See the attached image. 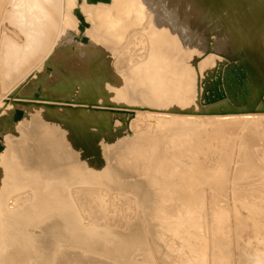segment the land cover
<instances>
[{"label":"rangeland","instance_id":"obj_1","mask_svg":"<svg viewBox=\"0 0 264 264\" xmlns=\"http://www.w3.org/2000/svg\"><path fill=\"white\" fill-rule=\"evenodd\" d=\"M49 1L46 48L16 57L29 56L33 72L0 76V109L9 118L21 111L28 133L7 135L22 156L2 182L14 213L0 225L7 263L264 264V0H212L198 11L181 0ZM75 9L88 23L87 44L74 38ZM5 12L0 29L25 49V32L37 39L38 28L23 18L20 30ZM97 35L105 53L87 56ZM246 39L255 41L247 60L238 50ZM32 82L38 99L15 97ZM49 124L53 135L42 133ZM39 134L63 149L58 161L47 147V177L37 173ZM37 208L46 209L43 221Z\"/></svg>","mask_w":264,"mask_h":264},{"label":"bare ground","instance_id":"obj_2","mask_svg":"<svg viewBox=\"0 0 264 264\" xmlns=\"http://www.w3.org/2000/svg\"><path fill=\"white\" fill-rule=\"evenodd\" d=\"M88 2H97V1H100V0H95V1H91V0H87ZM101 1H104V2H107V1H109V0H101ZM229 0H223V1H220L219 2V4H217V6L216 7H222V6H224L227 2H228ZM230 1H232V0H230ZM235 2H236V0H234ZM212 2V0H181L180 1V4L183 6V7H185L188 11H198V10H202V9H205V8H208V7H212L213 5V3H211ZM239 2H244V0H242V1H239ZM10 3V6L11 7H9V9L10 10H6V12H5V9H7V4H9ZM236 4H237V2H236ZM253 9V12L254 13H258V12H260L261 11V8H256V7H252ZM264 9V8H263ZM51 11H55V4H53V3H51L49 0H0V15L1 14H3L4 12L7 14V12H10V14H12L11 16H10V18H11V21H12V23L14 24V25H17V27H19V29L21 30L22 28L24 29V27H23V24H25V23H29L30 22V25H31V27H34V28H38V36H37V39H36V36H35V38H34V36H33V32H29V31H27V32H25V36H26V39H29V41L27 40V43H26V46H25V49L24 48H22L21 46H19L18 45V42L19 41H17L14 37H12V36H7V34H6V32H4L3 30H1L0 29V33L3 31V33L0 35V76L1 75H3V78L2 79H4V80H6V79H8L9 77L8 76H10L11 78H12V80H15L16 81V73L18 72V71H24V72H29V71H31V72H33V67H32V61L30 62L29 60H27V58H29V56H27L26 55V57L27 58H22L23 60L21 61V60H17V56H19L20 54H22V49L23 50H29V51H26V53L25 54H28V55H31L30 56V58L32 57V53H30L31 51L30 50H32V48H34L33 49V51H35V52H39V53H42V51H44V49L46 48V40L47 39H49L50 38V36H51V32H50V26L52 25H50L49 26V23L50 22H53V21H51L50 19H51V17H50V12ZM4 16V15H3ZM74 16H75V18L79 21L78 22V25H77V30H78V34L76 35V37H74V38H76V40L77 41H79L80 43H82V44H87L88 43V38H87V36L86 35H83V32H84V28L85 27H87L88 26V23L84 20V18H83V15L77 10V9H75L74 10ZM23 18L24 19H26V20H28L29 22H25V20L24 21H22L23 20ZM173 18H175V17H173ZM20 19H22L21 21H20ZM155 19H157V16H155ZM155 21H157V20H155ZM23 22H25V23H23ZM27 26V25H26ZM48 26H49V28H48ZM31 27L29 28V30L31 29ZM39 27H40V29H39ZM26 31V30H25ZM37 32V31H36ZM37 35V34H36ZM100 36L99 35H97V36H93L92 37V42H90V46L89 47H87L86 49H85V53L87 54V56H89V55H92V54H94L95 53V51L97 52V51H100V49L102 48V51H103V46L100 44ZM250 40V41H249ZM248 41V42H247ZM244 43H245V45H243V46H241V47H239L240 49H238V50H243L244 51V54H243V57L247 60V59H250L251 57L253 58V56H254V54H255V49L252 47V45L254 44L255 45V41H253L252 39H246L245 41H244ZM24 44V43H23ZM247 44V45H246ZM21 45V44H20ZM34 45H35V47H34ZM23 46V45H22ZM104 47H106V46H104ZM254 47H256V46H254ZM36 49V50H35ZM64 50V49H63ZM106 50V49H105ZM104 50V51H105ZM100 52V53H105L104 51L103 52ZM34 52V53H35ZM63 52V51H62ZM58 53H59V50H58ZM57 52L55 53V54H58ZM96 54V53H95ZM94 54V55H95ZM35 55V54H34ZM56 56V55H55ZM59 56V55H58ZM102 55L100 54V56H98L97 57V60H98V58L99 57H101ZM17 57V58H16ZM20 57V56H19ZM22 57V56H21ZM92 57V56H91ZM94 58V60H95V56H93ZM105 57V56H104ZM103 58V57H102ZM33 59V58H32ZM58 59V58H57ZM63 59V58H62ZM92 59V58H91ZM105 59V58H104ZM103 59V60H104ZM29 61V62H27V64H26V62H24V61ZM35 60V59H34ZM60 60V59H59ZM86 60H88V62H89V59L87 58ZM103 60H99L100 62L101 61H103ZM91 61H93V60H90V63H91ZM99 61H97V62H99ZM59 62H61V61H59ZM88 62H87V64H88ZM64 63H65V61H64ZM63 64V63H62ZM93 64V63H92ZM95 64V63H94ZM254 63L252 62V65H253ZM96 65V64H95ZM90 66V65H89ZM92 66V68H91V70L93 71V65H91ZM108 67V66H107ZM46 68V67H45ZM48 69H51L50 67H47ZM90 68V67H89ZM95 69H96V67H94ZM90 70V71H91ZM95 72V71H94ZM96 74V73H95ZM104 74H106V73H104ZM27 75H29V73L27 74ZM89 75V74H88ZM92 76L94 75V74H91ZM103 75V74H102ZM100 76V78L102 77V79H103V77H105V75H103V76ZM110 75V74H109ZM4 76H6V77H8V78H4ZM97 77V76H96ZM107 77H109V76H106V78ZM106 78H104V80L103 81H105V79ZM114 78V77H113ZM92 79H94V78H92ZM99 79V78H98ZM116 80V79H115ZM92 81V80H91ZM102 81V82H103ZM114 81V80H113ZM97 82V81H96ZM99 82V81H98ZM97 82V83H98ZM101 82V83H102ZM0 83H1V85H2V82L0 81ZM109 83V82H108ZM114 83V82H113ZM32 84L33 85H30V84H27L25 87L27 88V90H25L24 92L23 91H16L15 93H17V94H15L14 93V95H15V97H23V98H28V99H38L40 96H39V90H38V88L36 89V87H35V83L34 82H32ZM99 84V83H98ZM110 84V83H109ZM111 84H112V82H111ZM25 85V84H24ZM24 85H22V87L24 86ZM115 85V84H114ZM113 85V86H114ZM12 86H17V84L16 83H12ZM87 87V86H86ZM88 87H90V85L88 86ZM19 89H21V87L19 88ZM14 90V89H13ZM90 91V90H89ZM2 106V105H1ZM5 106V105H4ZM3 106V107H4ZM1 108L0 109V121H1V123H2V127H3V129H2V131H1V140H0V171H3V174L5 175L4 177H2L1 176V178H0V225H1V228L3 227L4 228V221L5 220H8V221H10V220H12L13 219V217H14V213H13V211L11 212L10 211V213L8 212V206L6 205V198H7V195H8V193L9 192H11V191H8V190H10V189H8L7 188V190H5V188H4V190L2 189V182L4 181V179L5 178H7V179H9V168H8V166L9 167H11V165H13V167H15L16 165H18V163L20 162V158L22 157H20L19 156V152L18 151H16L15 149L16 148H14L12 145H11V142H10V140H9V138H8V133H10V132H14L16 135H18L19 134V132H21V134H20V136L21 137H27L28 136V133H26V131L24 132V130L22 129V125L20 124V118H21V111H19V110H17L16 112H15V114H14V117L13 116H10V118L8 117V116H6L7 115V113L4 111V110H7L5 107L4 108ZM35 114V112L34 111H32V112H30V116L31 117H33V115ZM34 118V117H33ZM30 120V119H29ZM42 123V122H41ZM45 124H47L46 122H44ZM42 125V124H41ZM44 126L45 127H47V129L49 130H44L43 128H44ZM43 128H41L42 130V133L45 131V133H46V135H48V133H50L51 135H53V133H51L52 132V128H51V126H50V124H49V126H46V125H43L42 126ZM50 127V128H49ZM52 127H54V126H52ZM55 128V127H54ZM23 133V134H22ZM43 135V134H42ZM41 135V137H40V134L38 135V137L41 139V140H43V145L45 146V147H42V152L44 153V154H47V153H49V151H48V149H47V147L48 148H51V153L55 156V158L56 159H58V161H61V159H62V157H63V155H61L60 153L59 154H57V152H56V150L57 149H59V151L61 152V151H63V149L60 147V146H57L56 147V142H57V140H55V139H48V138H46L47 140H45V137L44 136H42ZM50 136V135H49ZM54 138V137H53ZM64 139V138H63ZM45 140V141H44ZM21 141V140H20ZM19 141V142H20ZM66 141V140H65ZM113 143V142H112ZM13 144V143H12ZM63 144H64V142H63ZM59 145V144H58ZM61 145V144H60ZM64 146H66V145H64ZM57 148V149H56ZM19 149V148H18ZM29 149V148H28ZM54 150H55V152H54ZM20 151V150H19ZM92 150H90V152H91ZM30 152V151H29ZM28 152V153H29ZM74 153H76V151L74 152ZM21 155V154H20ZM106 158V157H105ZM104 158V160H105V162H106V159ZM60 159V160H59ZM74 159H78V158H74ZM47 163H49V162H47L46 160H44L43 162H41V164H42V169H41V172H37L38 174H40V175H44V176H49V174H50V171L48 170V165H47ZM76 163V162H75ZM99 164L102 166H105L104 165V163H103V161H102V159H100V161H99ZM106 164V163H105ZM28 166V165H27ZM71 167H69V168H71L72 169V167L73 168H77V166H75V165H70ZM12 168V167H11ZM67 168V167H66ZM6 170V171H5ZM61 171V170H60ZM2 174V173H1ZM2 174V175H3ZM22 174V173H21ZM77 174V169H74V172H69V174L68 173H66V174H64L60 179H59V181H57L58 183H57V187H59V186H61V183H62V185H63V181H66V180H69V179H72V177H74L75 175ZM11 176H12V174H11ZM17 177V176H16ZM78 177V176H77ZM98 177H100V174L98 175ZM32 178V177H31ZM22 179V178H21ZM34 179V178H33ZM13 180V179H12ZM14 180H17V178H15ZM18 181V180H17ZM51 181V180H50ZM4 182H6V181H4ZM11 182V181H10ZM24 182V181H23ZM33 182V181H32ZM60 183V184H59ZM11 184V183H10ZM14 184H15V182H14ZM13 184V185H14ZM23 184V183H22ZM35 184V183H34ZM54 184V183H53ZM56 184V183H55ZM49 186V185H48ZM64 186V185H63ZM14 187V186H13ZM21 186H20V184L17 182V189H19ZM52 187V186H51ZM37 188V187H36ZM56 188V187H55ZM64 189V188H63ZM63 189H61L60 188V190H63ZM41 190H43L42 188H41ZM58 190V189H57ZM41 192V191H40ZM46 192H48V189L46 190ZM52 192V191H51ZM54 192V191H53ZM14 193V192H13ZM35 193H36V191H35ZM50 193V192H49ZM55 193H56V191H55ZM54 193V194H55ZM57 193H58V191H57ZM36 194H38V193H36ZM36 194H34V195H36ZM42 194V193H41ZM63 194H64V192H63ZM53 195V194H52ZM51 195V196H52ZM61 195H62V193H61ZM39 196H41V195H39ZM38 196V197H39ZM42 197V196H41ZM44 197V196H43ZM64 197V196H63ZM48 198V197H47ZM46 198V199H47ZM51 198V197H50ZM49 198V199H50ZM53 198H56V196L55 197H53ZM69 198V197H68ZM198 198H199V196L197 195V196H195L194 198H192V201L189 203V208H190V210H195V209H197V204H198ZM8 199V198H7ZM15 199H17V198H15ZM14 199V200H15ZM41 199V198H40ZM52 199V198H51ZM59 198H57V200H58ZM64 199H65V197H64ZM67 199V198H66ZM56 200V199H55ZM54 200V201H55ZM62 200V199H61ZM16 201V200H15ZM40 201V200H39ZM47 201V200H46ZM64 201V200H63ZM66 201V200H65ZM11 202H13V204H14V201H11ZM43 202H44V200H43ZM50 202V201H49ZM59 202V201H58ZM43 204V203H42ZM51 204H52V202H51ZM66 204V203H65ZM53 205V204H52ZM55 205V204H54ZM36 206V205H35ZM40 206H42V205H40ZM45 206V205H44ZM43 206V207H44ZM61 206H62V204H61ZM60 206V207H61ZM37 207H39V206H37ZM47 207V206H46ZM49 207V206H48ZM52 207V206H51ZM65 207H67L66 205H65ZM35 208V207H34ZM59 208V207H58ZM63 208V207H62ZM10 209V208H9ZM61 209V208H60ZM35 210V209H34ZM43 210H45L46 211V209L45 208H37V212H40L41 213V211H43ZM59 210V209H58ZM63 211V210H62ZM26 212V211H25ZM59 212V211H58ZM60 213H62V212H60ZM59 213V214H60ZM68 213H72L71 211H69ZM68 213H66V214H68ZM46 214H47V212H43V213H41V214H38V216L40 217L39 219H41V221H43V219H44V217L46 216ZM58 214V213H57ZM17 215V214H16ZM65 215V214H64ZM63 215V216H64ZM18 216V215H17ZM37 216V215H36ZM66 216H69V215H66ZM16 217V216H15ZM23 217V216H22ZM29 217V216H28ZM66 218V217H65ZM5 219V220H4ZM22 219V218H21ZM24 219V218H23ZM25 219H27V218H25ZM31 219H33V218H31ZM39 219H37V220H39ZM61 219V218H60ZM68 219V218H67ZM72 219V218H71ZM63 220V219H62ZM75 220V219H74ZM73 220V221H74ZM17 221V220H16ZM30 221H33V220H30ZM65 221H67V220H65ZM76 221V220H75ZM18 222V221H17ZM15 223V222H14ZM27 223V222H26ZM32 223V222H31ZM64 224V223H63ZM8 225V224H7ZM22 225H26V224H22ZM31 225V224H30ZM65 225V224H64ZM6 227H8V226H6ZM12 227V226H11ZM22 227V226H21ZM60 227V226H59ZM64 227V226H63ZM1 228H0V233H1ZM67 228V227H66ZM20 229V228H19ZM14 230V229H13ZM16 231V230H15ZM18 231V230H17ZM67 231V230H66ZM62 233L65 237H66V232H64V231H62L61 229H59V233ZM11 233V232H10ZM187 232H185V234H186ZM2 234V233H1ZM13 234V233H12ZM188 234V233H187ZM17 236V235H16ZM20 236V235H19ZM18 236V237H19ZM0 237H1V235H0ZM14 237V236H13ZM16 238V237H15ZM0 241L2 242L3 240H1L0 239ZM10 241V240H9ZM194 241V240H193ZM226 240L224 239V241L223 242H225ZM11 242V241H10ZM196 242V241H195ZM194 242V243H195ZM219 242H222V239H220V241ZM1 244V243H0ZM15 244V243H14ZM189 244H191V243H189ZM225 244V243H224ZM16 245V244H15ZM195 245V244H194ZM191 246V247H195V246ZM220 245H223V244H221L220 243ZM2 246V245H1ZM8 246V245H7ZM18 246V245H17ZM200 247H202L201 245H199ZM4 247V246H3ZM9 247V246H8ZM14 247V246H13ZM187 247H188V245H187ZM190 246L188 247V248H191ZM200 247H197V248H200ZM204 248V247H203ZM5 247L2 249L1 247H0V264H6L8 261H9V257H12V255L13 254H11L10 253V251H6L8 254H5ZM132 249V248H131ZM191 249H193V248H191ZM9 250V249H8ZM12 250V249H11ZM19 250V249H18ZM197 250V249H196ZM199 250V249H198ZM200 250H201V248H200ZM199 250V251H200ZM204 251L206 250V249H203ZM16 251V250H15ZM202 251V250H201ZM128 253V252H127ZM194 253H195V251H194ZM198 253V252H197ZM196 253V254H197ZM204 253V252H203ZM15 254H16V252H15ZM21 254V256H26V255H28V254H24L21 250L19 251V253H18V255H20ZM112 254V253H111ZM198 255V254H197ZM201 255V254H200ZM204 255V254H203ZM205 255H206V253H205ZM204 255V256H205ZM28 257V256H27ZM32 257V256H31ZM35 257V256H34ZM82 257V256H81ZM16 258V257H15ZM36 258V257H35ZM11 259V258H10ZM25 259V258H24ZM22 260V259H21ZM88 260V259H87ZM11 261H13L14 262V260H11ZM24 261V260H23ZM29 262V261H28ZM55 262V261H54ZM34 263L36 264V262L34 261ZM7 264H9V263H7ZM14 264H18V262H17V260L15 261V263ZM37 264H39V263H37Z\"/></svg>","mask_w":264,"mask_h":264},{"label":"water","instance_id":"obj_3","mask_svg":"<svg viewBox=\"0 0 264 264\" xmlns=\"http://www.w3.org/2000/svg\"><path fill=\"white\" fill-rule=\"evenodd\" d=\"M91 1H95V0H91ZM101 1V0H100ZM218 26H215V28H217ZM244 52V51H243ZM257 56H263V54L262 55H257ZM256 58V60H257V57H255ZM263 58H264V56H263ZM258 64V63H257ZM50 158H51V156L49 155V154H44V158H42V157H38V162L37 163H39V162H42L43 160H46L47 162H49V163H52V162H50ZM25 163V162H24ZM28 165V164H27ZM33 166V165H32ZM52 225V228L53 227H56V224H51ZM50 226V225H49ZM52 228H50V230L52 229ZM67 237V236H66ZM65 237V238H66ZM67 239V238H66ZM68 240V239H67ZM69 241V240H68Z\"/></svg>","mask_w":264,"mask_h":264}]
</instances>
